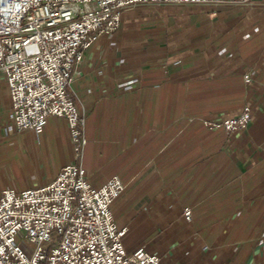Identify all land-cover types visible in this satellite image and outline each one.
<instances>
[{"label": "crops", "instance_id": "crops-1", "mask_svg": "<svg viewBox=\"0 0 264 264\" xmlns=\"http://www.w3.org/2000/svg\"><path fill=\"white\" fill-rule=\"evenodd\" d=\"M69 92L86 112L90 182L118 175L126 185L112 211L128 227V251L144 247L168 264H264L263 0L126 9L118 29L85 49ZM249 96L246 131L202 121L238 114ZM9 110L0 75V197L48 183L73 159L64 117L18 130Z\"/></svg>", "mask_w": 264, "mask_h": 264}, {"label": "built area", "instance_id": "built-area-1", "mask_svg": "<svg viewBox=\"0 0 264 264\" xmlns=\"http://www.w3.org/2000/svg\"><path fill=\"white\" fill-rule=\"evenodd\" d=\"M225 1L247 5L255 0H0V75L9 91V119L18 130L40 132L49 115L64 117L73 153L48 183L2 191L0 264H168L144 247L127 250L128 227L119 226L112 211L126 185L118 175L101 187L90 182L83 165L86 112L69 87L85 49L119 28L124 10L148 3ZM244 78L254 82L249 72ZM253 110L249 96L236 115L201 119L208 127L239 133L248 129ZM183 215L191 219V207Z\"/></svg>", "mask_w": 264, "mask_h": 264}, {"label": "rangeland", "instance_id": "rangeland-1", "mask_svg": "<svg viewBox=\"0 0 264 264\" xmlns=\"http://www.w3.org/2000/svg\"><path fill=\"white\" fill-rule=\"evenodd\" d=\"M57 236H58V233L56 231H54L53 232V240L54 241L57 239L56 238ZM17 240L20 241V242H22V243H24V244H26V245H29V246H32L33 245L32 243H29L27 241H23L19 236L17 237Z\"/></svg>", "mask_w": 264, "mask_h": 264}]
</instances>
